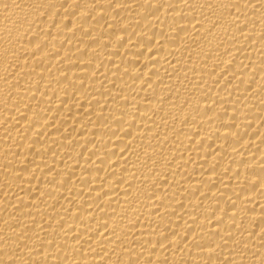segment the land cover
<instances>
[{"label": "bare ground", "instance_id": "bare-ground-1", "mask_svg": "<svg viewBox=\"0 0 264 264\" xmlns=\"http://www.w3.org/2000/svg\"><path fill=\"white\" fill-rule=\"evenodd\" d=\"M0 264H264V0H0Z\"/></svg>", "mask_w": 264, "mask_h": 264}]
</instances>
